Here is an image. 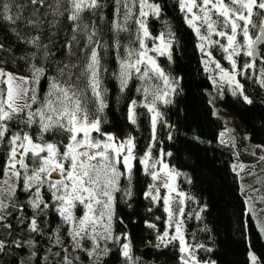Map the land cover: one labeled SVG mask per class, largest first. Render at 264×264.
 Here are the masks:
<instances>
[{
  "label": "snow or ice",
  "instance_id": "snow-or-ice-1",
  "mask_svg": "<svg viewBox=\"0 0 264 264\" xmlns=\"http://www.w3.org/2000/svg\"><path fill=\"white\" fill-rule=\"evenodd\" d=\"M166 7L155 0H0V229L10 236L14 230L10 218L21 213L15 216L19 230L35 236L10 244L21 250L28 246L31 257L41 264H84L81 253L88 264H109L113 247H118L123 264H143L132 254L129 234L113 231L117 193L125 202L136 195L139 178L134 161L151 179L144 198L153 203L163 200L168 214L154 247L167 248L178 241L182 264H216L196 256V249L211 252V248L185 240V221L179 217L185 215L186 200L194 197L178 190L176 177L181 173L163 159L171 153L161 150L159 156L153 155L158 124L170 129L169 140L174 128L164 120L158 104H172L180 86V77L172 76L158 61V57L173 61V52L180 46L176 31L163 19ZM173 7L194 34L200 62L220 98L227 86L232 96L252 104L237 77L256 69L258 61L264 65V0H175ZM150 19L160 21L158 32L150 30ZM213 50L223 55L230 69L213 56ZM240 56L248 59L238 67ZM109 60L116 65L110 73ZM12 65L25 72L9 70ZM258 72L255 81L264 88V66ZM106 78L117 82V102L133 80L138 82L135 91L143 99L127 101L126 119L138 126L140 108L150 116L151 139L143 156L136 155L134 136L121 139L104 130L109 108ZM231 132L225 128L220 133L222 144L227 143L225 133ZM259 161H264V155ZM245 169L242 163L233 165L238 176ZM250 187L241 186L242 190ZM161 188L166 189L163 196ZM18 191L27 194L25 202L18 201ZM259 199L264 201V196ZM253 200L249 195L245 204L255 216ZM177 204L178 212L174 211ZM77 209L83 210L82 215H76ZM200 212L194 213L198 220ZM51 216L59 218L55 227L48 219ZM257 224L264 235V221L257 217ZM173 226L170 235L168 228ZM8 245L0 239V252ZM41 250L45 254L38 257ZM248 259L250 264H262L251 250Z\"/></svg>",
  "mask_w": 264,
  "mask_h": 264
},
{
  "label": "trees",
  "instance_id": "trees-1",
  "mask_svg": "<svg viewBox=\"0 0 264 264\" xmlns=\"http://www.w3.org/2000/svg\"><path fill=\"white\" fill-rule=\"evenodd\" d=\"M155 2L167 4L163 19L169 21L180 39L179 48L173 52V61L169 62L166 57H158V61L172 76L180 77V86L179 94L171 97L172 104H158L164 120L174 128L171 129L173 138L169 140L170 129L158 124V140L155 142L153 155L160 154L161 150L164 153H171V156L165 155L163 158L167 159L170 167L181 173L177 176L178 189L194 197L192 201L186 200L185 215L179 217L185 221V240L191 245L202 244L212 249L211 252L196 249L199 260L210 259L216 261V264H249L248 253L251 250L264 264V236L261 235L258 224L246 209L240 192L239 178L232 169V148L218 140L224 122L221 116L214 115L212 111L210 103L213 99L212 81L208 79V73L204 71L200 62L201 53L196 48V38L183 23L178 9L173 7L175 0H155ZM160 28V21L150 19V30L153 33L158 32ZM149 47H151L150 42ZM218 58L222 66L229 67L220 57ZM106 63L109 73L116 68L114 60ZM9 70L25 72V69H18L16 65L10 66ZM239 80L244 85L245 94L253 100V103L246 104L242 97L232 96L231 92L225 89L224 98H220L221 105L241 121L251 142L264 144V89L255 79H249L247 75L242 78L239 76ZM137 84L138 82L133 80L130 90L120 102H117V82L111 78L105 79V85L109 89V108L105 110L107 123L103 127L105 131L115 133L118 137H125L128 134L134 136L137 145L136 155L142 156L151 139L150 116L146 109L140 108L138 126L131 125L126 119L127 101L132 98L143 99L135 91ZM46 139L50 137L46 136ZM134 164L139 178L136 195L125 202L120 200L121 194L117 193L114 234L124 232L129 234L132 254L140 257L143 264H182L178 241L168 245L167 248L154 247L158 243L157 234L162 233L167 226L168 214L164 211L163 200L153 203L144 198L143 192L151 183V179L143 175V166L139 165L138 161H134ZM2 177L3 168L0 159V179ZM123 184L122 181V187ZM17 199L23 203L27 200V194L18 191ZM204 206H206L205 210L200 212ZM178 209L175 208L174 211L178 212ZM196 212H200L201 219L195 218ZM188 213L193 215L188 216ZM20 214L16 212L10 218V222L14 225L10 236L7 230L0 229V239L9 241L6 249L0 252V264H19L20 261H24L25 264H41L38 258L31 257V249L28 246L21 250L10 244L11 240L27 241L35 236L26 230H19L20 226L16 224L15 216ZM48 219L54 221L52 227L59 222V218L55 216ZM121 220L123 223L120 222ZM145 221L154 223L156 228H149ZM171 230L172 227L168 228L169 234ZM47 246V242H43V247ZM88 246V242H85V247ZM44 254L41 250L38 257H43ZM81 257L84 264H88L86 255L81 253ZM107 259L109 264H123V257L118 255V247H113Z\"/></svg>",
  "mask_w": 264,
  "mask_h": 264
},
{
  "label": "rangeland",
  "instance_id": "rangeland-1",
  "mask_svg": "<svg viewBox=\"0 0 264 264\" xmlns=\"http://www.w3.org/2000/svg\"><path fill=\"white\" fill-rule=\"evenodd\" d=\"M218 57H220L222 62L226 64V60L223 59V56H218ZM218 57H215V58L219 60ZM240 66L242 65L239 64L238 67ZM224 68L230 69V67H224ZM258 74L259 72L255 71V77ZM242 77L243 76H241V78ZM237 79H239V76L237 77ZM225 89H227V86H225ZM212 93H213V99L211 100L212 101L211 103L212 111L213 113H216V115L221 116L224 122V128L219 132L218 140L219 142H221L220 133L224 132L225 128L232 129V132L230 135L228 133H225V136L223 137V139L227 141V143H223V144L232 148V152H233L232 169H233V165L240 164V163L246 166V169L240 172L239 176L235 172L239 178L240 192L244 198V201H245V198L249 195H252L254 197L253 203L255 206L256 215L254 216L252 213L250 214L255 219L256 223H257V217L261 221H264V211H262V209H264V201L259 199L260 196H264V161H259V157L261 155H264V149L257 147L258 145L264 146V144L253 143V141L251 142L249 138L245 139V137H248V134L245 131L243 124L233 113H230L223 108V106L221 105L218 90L214 89L213 84H212ZM230 136L234 138V142L232 139H230ZM120 138L122 139L123 137H120ZM253 153H255V155H253ZM157 155H160V154L156 153V156ZM164 161L167 164H169L167 159L166 160L164 159ZM249 172H254L255 175L250 176L248 175ZM53 177L55 178L56 174H53ZM176 184H177V177H176ZM177 185H179V183ZM242 185H248L251 187L245 188L244 190H242L241 188ZM252 189H259V191L256 193H253ZM161 191H162V195H164L166 192V189L162 188ZM245 206L248 211L249 206L246 204ZM175 208L178 209L179 205L177 204ZM82 212H83L82 209H77L76 215L80 216L82 215ZM174 232H175V227L173 226L170 234ZM249 264H250V261H249Z\"/></svg>",
  "mask_w": 264,
  "mask_h": 264
},
{
  "label": "flooded vegetation",
  "instance_id": "flooded-vegetation-1",
  "mask_svg": "<svg viewBox=\"0 0 264 264\" xmlns=\"http://www.w3.org/2000/svg\"><path fill=\"white\" fill-rule=\"evenodd\" d=\"M215 38V37H214ZM213 56L215 57H218V56H223L221 53H217V50H213ZM238 59V65H243L244 61L247 60L248 58L247 57H243V56H240L237 58ZM226 64L227 66L230 67L229 63L226 61ZM261 66H264L262 65L259 61L257 62V67L256 69H253V70H248L246 75L248 74V78L251 77L252 79H255V71H258V69L261 67Z\"/></svg>",
  "mask_w": 264,
  "mask_h": 264
}]
</instances>
